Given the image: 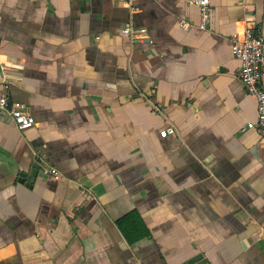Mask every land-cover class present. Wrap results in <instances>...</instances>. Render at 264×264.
I'll use <instances>...</instances> for the list:
<instances>
[{"label": "crops", "instance_id": "obj_1", "mask_svg": "<svg viewBox=\"0 0 264 264\" xmlns=\"http://www.w3.org/2000/svg\"><path fill=\"white\" fill-rule=\"evenodd\" d=\"M198 21L190 0H0V80L34 118L0 111V264H264V137L231 51L264 0Z\"/></svg>", "mask_w": 264, "mask_h": 264}, {"label": "built area", "instance_id": "obj_2", "mask_svg": "<svg viewBox=\"0 0 264 264\" xmlns=\"http://www.w3.org/2000/svg\"><path fill=\"white\" fill-rule=\"evenodd\" d=\"M190 2L198 10L199 21L197 27L201 30L207 29L211 16V0H190ZM130 8L134 10V7L130 6ZM182 24L187 26L184 22ZM121 32L140 42L147 39L146 30L135 28L130 22L122 27ZM231 51L240 62L237 72L238 78L244 84L248 93L256 100L257 118L255 122L247 123V127H256L264 137V22L257 27L248 25L241 35H235L231 40ZM10 81L8 73L3 71L0 80L3 87V92L0 94V111L11 118L18 130L28 129L33 126L34 118L27 111V105L24 102L9 98L7 89ZM175 131L174 126L168 125L161 129L159 134L165 137L174 134ZM41 172L43 175L53 176L54 178L60 176L55 167H44Z\"/></svg>", "mask_w": 264, "mask_h": 264}, {"label": "water", "instance_id": "obj_3", "mask_svg": "<svg viewBox=\"0 0 264 264\" xmlns=\"http://www.w3.org/2000/svg\"><path fill=\"white\" fill-rule=\"evenodd\" d=\"M37 172H38V166L36 164H34V169L31 172L30 176L27 178V182L33 183L36 176H37ZM24 176L25 175L23 173L20 174V181L23 180L22 178H24Z\"/></svg>", "mask_w": 264, "mask_h": 264}, {"label": "trees", "instance_id": "obj_4", "mask_svg": "<svg viewBox=\"0 0 264 264\" xmlns=\"http://www.w3.org/2000/svg\"><path fill=\"white\" fill-rule=\"evenodd\" d=\"M118 225H119V227H121V230H122L123 234L125 235V237L128 238L131 242L137 238V237H133L132 233L130 231H127L124 228V225L122 224V220H118Z\"/></svg>", "mask_w": 264, "mask_h": 264}]
</instances>
